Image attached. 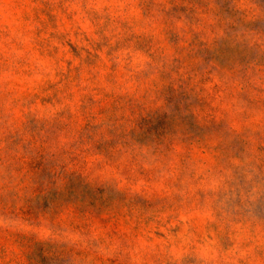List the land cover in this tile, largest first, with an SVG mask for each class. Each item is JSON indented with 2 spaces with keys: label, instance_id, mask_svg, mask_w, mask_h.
Wrapping results in <instances>:
<instances>
[{
  "label": "rangeland",
  "instance_id": "1",
  "mask_svg": "<svg viewBox=\"0 0 264 264\" xmlns=\"http://www.w3.org/2000/svg\"><path fill=\"white\" fill-rule=\"evenodd\" d=\"M0 264H264V0H0Z\"/></svg>",
  "mask_w": 264,
  "mask_h": 264
}]
</instances>
